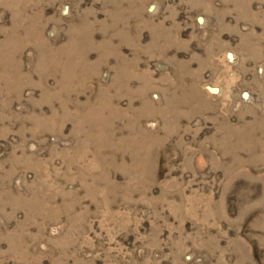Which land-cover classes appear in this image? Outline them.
Returning a JSON list of instances; mask_svg holds the SVG:
<instances>
[{"label": "rangeland", "instance_id": "374dc122", "mask_svg": "<svg viewBox=\"0 0 264 264\" xmlns=\"http://www.w3.org/2000/svg\"><path fill=\"white\" fill-rule=\"evenodd\" d=\"M0 264H264V0H0Z\"/></svg>", "mask_w": 264, "mask_h": 264}]
</instances>
